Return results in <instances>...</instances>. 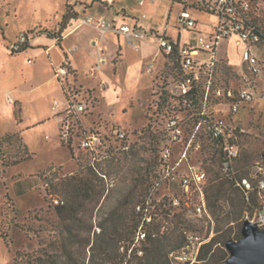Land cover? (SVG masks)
I'll list each match as a JSON object with an SVG mask.
<instances>
[{"label":"rangeland","instance_id":"rangeland-1","mask_svg":"<svg viewBox=\"0 0 264 264\" xmlns=\"http://www.w3.org/2000/svg\"><path fill=\"white\" fill-rule=\"evenodd\" d=\"M80 1L90 5L96 1L88 13L99 11L97 2L115 1L117 7L122 5L130 16L124 10L120 14L137 18L157 47L158 36L192 47L199 46L200 38L206 44L211 41L218 63L213 73L202 74L201 98L197 105L161 99L160 109L155 112L157 96L171 85L172 79L171 65L162 52L165 66L149 78L137 76L139 72L129 76L127 69L116 75L119 88L111 100L102 101L98 85L90 89L99 97V106L93 116L87 117L86 123L91 126L98 115L108 126L118 127L128 136L121 143H114L110 138L108 156L97 166L99 173L106 176L103 179L98 174L101 179L98 188L103 190L99 202L79 209V221L71 220L66 224L73 234L80 232L87 236L90 232L93 238L120 200L129 193L138 197L145 188L150 197L148 204H152L145 210L147 220L159 226L160 236H180L181 247L170 254L173 263L195 264L201 257L207 264H219L222 258L229 257L226 242L241 238L243 223L255 212L246 206L245 195L237 184L242 178L251 179L256 164L264 162V47L251 50L252 55L263 61L258 65V76L249 75L253 101L236 100L239 111L234 113L227 93L231 91L236 95L245 85L242 76L246 71L245 47L234 38L215 43L217 15L188 7V13L197 23L196 30H189L179 22L185 7L171 1L145 0L143 6L139 5V0ZM35 2L36 13L29 0H0V136L17 134L32 154L31 160L19 166L5 167L4 162L16 154L18 144L13 141L0 149V264H14L18 252L35 254L40 240H48L49 236L58 238L60 221L54 207L61 205L64 197L54 190L52 182L86 175L75 160L77 149L69 148L61 140V110L68 100L63 91L65 83L56 79L52 69L54 82L42 85L53 57L62 61L63 53L57 48L43 61L38 59V52L45 53L44 50L12 53L17 51L15 47L21 35L39 42L45 38L38 36H54L59 29V25L55 28L35 26L40 4L38 0ZM108 15L114 16L111 12ZM110 65L114 70L112 62ZM61 67L59 65L57 70ZM68 71L72 73L69 67ZM109 75L113 78V72ZM98 83L90 78L85 80L86 85ZM56 92H61L57 100L61 109L51 111ZM169 118L182 130L176 139L170 131L163 134L164 128L169 130L172 121ZM218 120L226 122L230 130L224 140H233L239 146L236 158H229V152L211 133L210 124ZM232 130L236 137H230ZM163 148L171 152L167 162L161 158ZM25 173L29 174L25 176ZM184 177L191 180L188 189L181 183ZM38 180L41 181L39 187ZM116 221L121 229L122 222ZM70 238L78 241L74 236ZM135 244L139 249L147 246L141 240H135ZM77 252L73 255L74 262L83 261L81 253ZM181 257L184 259H179ZM85 262L87 264L88 259ZM65 263L66 258L61 257L60 264Z\"/></svg>","mask_w":264,"mask_h":264},{"label":"built area","instance_id":"built-area-1","mask_svg":"<svg viewBox=\"0 0 264 264\" xmlns=\"http://www.w3.org/2000/svg\"><path fill=\"white\" fill-rule=\"evenodd\" d=\"M172 3H177L180 6H184V10L180 15L179 22L182 26L189 30H196L197 23L191 18L187 11L188 7L193 9H199L200 11L210 12L217 15L219 21L216 26L215 43L219 40H230L235 38L237 44L245 47L243 54L244 64L246 71L242 75L245 79V85L238 91L236 95L233 92L228 91L227 96L231 101V110L234 113L239 111V102L253 101L252 94L249 91L252 87V82L249 81L250 77L258 76V65L261 64V60L252 55L251 50L257 48L260 45H264V0H167ZM145 0H139V4L143 5ZM84 24H89L95 27L99 31L98 37L94 38L93 45L96 48L98 55L96 63L89 70V75L94 78L97 73L101 72L103 66L107 64L106 49L101 45V41L104 35L108 32H118L125 35L130 43L132 34H140V31L136 27L130 25H122L119 29H116L113 23L107 21L103 16H95L87 18L83 21ZM159 49L166 56L178 52L180 58V65L182 71L188 76V80L185 83L180 84L178 87L171 89V94L185 95L188 93L191 80H199L200 74L206 72L211 74L215 71L218 61L214 59V46L211 41L205 43L203 38L199 40L198 47H192L185 44H181L179 41L175 42L169 40L167 37H159ZM28 42L26 35L19 37V43L16 45L18 50L21 46ZM134 45V43H133ZM137 48V47H136ZM208 57L206 58L205 56ZM147 73L152 72V65L147 67ZM190 76V77H189ZM55 77L58 81H64L63 91L67 97V105H64L61 110L62 124H61V140L69 148L74 146L78 155L75 159L79 161L80 158H85L91 167L103 178L106 176L100 174L97 166L99 162L105 159L108 155L109 143L111 136L104 138L99 132L94 129L93 124L90 126L86 123L87 117L90 115V103L85 90L80 89L78 86L73 87L72 83L68 82L70 73L68 71L67 64L59 70L55 71ZM254 84V82H253ZM98 89L100 93L105 91L107 83L101 79L98 83ZM97 99L98 96L93 95ZM10 100V99H9ZM53 109H59V102L56 100L53 103ZM88 125V126H87ZM210 130L214 138L219 141L226 151L229 152V158H236L239 154V146L233 140H224V137L230 135V130L223 120H218L215 123L210 124ZM170 135L176 139L181 135L182 130L177 127L176 121H171L169 124ZM113 135L118 140H125L127 133L120 130L118 127L113 132ZM230 137H236L235 131H231ZM171 152L169 148H163L161 152V158L164 162L170 159ZM181 183L185 189H188L191 180L188 177H184ZM245 195L247 202L252 198H255L257 202V208L253 213L252 218L247 217V220L255 223L259 229H264V162H258L253 168V175L251 179L242 178L237 184ZM59 204V201H55ZM148 221V220H147ZM145 233L140 228L136 241H143L145 239ZM179 259H184L183 257Z\"/></svg>","mask_w":264,"mask_h":264},{"label":"trees","instance_id":"trees-1","mask_svg":"<svg viewBox=\"0 0 264 264\" xmlns=\"http://www.w3.org/2000/svg\"><path fill=\"white\" fill-rule=\"evenodd\" d=\"M206 13L212 14L210 12ZM76 19H78V14L73 11L71 6H67L62 22L59 24L58 31L54 36L48 37L55 39L59 45L65 30L70 25V21ZM27 48L28 44L25 43L16 52L12 51V53H21ZM165 57L171 65V85L173 84L175 88L176 86L178 87L180 84L185 83L188 80V76L182 71L178 52L176 51L169 56L165 55ZM203 73L206 72L200 74V79ZM70 76L75 79V74L71 73ZM200 79L197 81L191 80L190 84H188L190 90L185 95L171 94V85L167 88H163L164 90L156 98L155 112L160 109L161 99L173 101L179 100L180 102L189 103L190 105H197L201 98L202 85ZM72 86H78L83 90V87L80 84H77L76 80ZM85 92L90 103L89 113L90 116H93L94 110L99 106L97 105L98 99L93 96L95 94L94 91L85 89ZM96 117V121L93 122L94 129L104 138L111 136L114 143H121L122 141L118 140L113 135V132L117 127H110L101 117H98V115ZM169 120L172 119L169 118ZM162 131L163 134L169 133L168 128H164ZM222 139L223 137H220L218 140L221 141ZM13 141L18 144V150L14 156L4 162L3 165L5 167H13L29 161L32 158V154L28 151L26 146L22 144L17 134L7 133L0 137V149L5 144L11 145ZM108 143L110 144L109 139ZM77 162L79 167H83L86 172L85 177H66L56 184L52 182L54 190L56 189L55 191H60L64 197V200L61 201V205L59 204L54 207L60 221L61 230L58 234V238H55V236H49L48 240H40L39 249L35 254L27 255L18 252L14 259V264H60L61 257L66 258L67 263L65 264H86V259L89 261L87 264H174L170 258V254L175 248L181 247L180 245L182 242L180 241V236L175 233V235L171 237L160 236L159 226L152 225L150 221H147L145 210L148 211V207L152 204H148L150 197L145 188L142 189V192L138 197L129 193L120 200L111 214L108 215L105 224H100L101 231L98 234L95 233L93 238L91 237L90 232H88L87 236H83L84 234L80 232L73 234V230H71L70 226L66 223L71 220L79 221V209L87 207L88 204L94 205L98 203L103 193V190L98 188V183L99 181L101 182V179L96 170L89 165V162L85 158L81 157ZM47 194L50 195L49 192ZM244 199L248 208L253 211L256 210L258 204L255 198H252L249 202H247L245 197ZM140 204L142 206H140ZM137 208L139 209V212H136ZM116 220L122 222L123 227L121 229L116 225ZM16 226L18 228L21 227L20 224H16ZM140 228L146 234L145 239L141 241V243L147 245L141 249L137 248L135 244V236H137L135 234L138 233ZM55 229L59 228L55 227ZM72 236L78 238V241H72L70 238ZM176 236L178 238L174 239ZM120 249H122V251H120ZM76 251H78V254L81 253L83 261L74 262L73 255ZM140 252H142L141 256L138 255ZM226 259L227 257L222 258L219 264L223 263ZM195 264H207V261L205 258L200 257L198 263Z\"/></svg>","mask_w":264,"mask_h":264},{"label":"crops","instance_id":"crops-1","mask_svg":"<svg viewBox=\"0 0 264 264\" xmlns=\"http://www.w3.org/2000/svg\"><path fill=\"white\" fill-rule=\"evenodd\" d=\"M33 4L34 12H37V6L35 0H29ZM38 22L35 26L38 27H47V28H55L62 22L63 15L66 12V7H73V11L78 14V19L70 21V25L65 30L63 34V38L61 42L57 43L55 39L46 37V36H38L39 38L44 37V40H40L36 42V38L31 41L28 39V48L29 50H44L46 53L38 52V59H45L47 54H52L55 49L59 48L63 53V60H56L53 57L52 67L48 66V74L47 79L42 83V85L52 84L54 82V75L52 73L53 70H57L59 65H63V63H67L69 69L73 74L76 75V81L80 84L83 89H93L96 88L98 84H85L86 78H90L92 81L104 79L107 81V89L100 94L102 101L111 100L112 96L117 93L119 80L115 79V76L120 72L124 73L127 69L129 76L139 75L141 78L150 77L152 74H156L161 71L166 63L165 57L162 55L159 47L156 46V43L152 38L147 37L146 30L143 29L140 21L135 17H125L123 14H120L123 10L127 13L124 7H117L114 2L105 1L97 2L99 11L88 13L93 10L94 4L85 3L80 0H38ZM145 3V2H144ZM140 5V4H139ZM144 5V4H143ZM140 5V6H143ZM112 13L113 17H110L108 14ZM128 14V13H127ZM129 15V14H128ZM95 16H103L107 19V21L114 24L116 29H119L122 25H130L131 27H136L140 34H132L131 40L133 43H130L127 37L118 32H108L104 35L101 45L106 49V57L107 64L103 66L101 72L97 73L96 77L92 78L89 75V70L96 63L98 52L93 45L94 38L98 37L99 31L89 25L84 24L83 20L80 17H84L85 20L87 18L95 17ZM130 16V15H129ZM116 20V22H113ZM133 21V24H130ZM130 22V23H129ZM32 26H30L31 28ZM29 29V27H27ZM168 38V37H167ZM169 39V38H168ZM235 39V38H234ZM171 40V39H169ZM48 42H51L50 44ZM154 42V45H153ZM137 47V48H136ZM264 47V45L258 46L260 49ZM258 48H255L257 50ZM162 55V56H161ZM163 57V59H161ZM229 64L233 67L234 65L231 63L229 58H227ZM50 60V59H49ZM52 60V59H51ZM66 60L68 62H66ZM261 60V59H260ZM111 62L115 66L114 70L111 69ZM261 60V64H262ZM152 65V72L147 73V67ZM113 72V78H111L110 73ZM70 80V81H69ZM74 77L70 76L68 78V82L74 83ZM152 83V78H151ZM53 102L61 98L60 94L54 95ZM53 102L50 106L51 111H53ZM59 102V101H58ZM61 109V105L59 104V109ZM2 137V136H0ZM19 166V165H18ZM39 173V171H38ZM29 173H25L27 176ZM41 181L38 180V187L40 186ZM24 191V190H23Z\"/></svg>","mask_w":264,"mask_h":264},{"label":"water","instance_id":"water-1","mask_svg":"<svg viewBox=\"0 0 264 264\" xmlns=\"http://www.w3.org/2000/svg\"><path fill=\"white\" fill-rule=\"evenodd\" d=\"M225 249L229 257L221 264H264V229L246 220L241 238L227 241Z\"/></svg>","mask_w":264,"mask_h":264}]
</instances>
